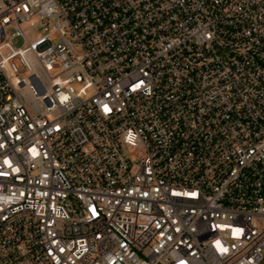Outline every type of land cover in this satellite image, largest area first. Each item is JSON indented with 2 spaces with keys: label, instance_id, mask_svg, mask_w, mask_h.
<instances>
[{
  "label": "built area",
  "instance_id": "built-area-1",
  "mask_svg": "<svg viewBox=\"0 0 264 264\" xmlns=\"http://www.w3.org/2000/svg\"><path fill=\"white\" fill-rule=\"evenodd\" d=\"M0 264H264V0H0Z\"/></svg>",
  "mask_w": 264,
  "mask_h": 264
}]
</instances>
